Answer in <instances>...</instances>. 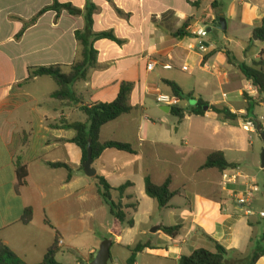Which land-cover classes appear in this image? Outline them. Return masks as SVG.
Masks as SVG:
<instances>
[{
    "label": "crops",
    "instance_id": "obj_1",
    "mask_svg": "<svg viewBox=\"0 0 264 264\" xmlns=\"http://www.w3.org/2000/svg\"><path fill=\"white\" fill-rule=\"evenodd\" d=\"M58 1L84 12L90 0ZM91 2L97 7L94 32H113L121 43L107 39L94 43L97 65L87 80L73 85V102L64 103L53 98L58 90L54 79L28 80V71L60 65L68 73L80 57L75 33L86 27L84 16L49 11L18 40L25 26L54 0H0V240L27 263L38 264L58 235L63 241L60 251L70 246L85 253L77 264H90L106 235L96 236L100 222L104 232L112 233L117 245L128 250L125 264H130L131 251L139 244L150 247L137 253L135 264H179L197 249L214 251L212 240L230 251L234 264H247L264 248V168L254 163L250 174L240 154L254 153L264 142L258 132H245L241 124L246 117L264 116V103L253 104L257 89L223 51L249 66L264 60V42L255 38L256 28L264 23V0H205L199 8L193 5L195 0ZM219 15L227 20L226 31L215 27ZM195 24L208 32L212 28L203 41L205 51L189 33ZM150 63L155 66L152 71ZM166 81L193 95L180 101L185 107H178L186 110L182 122L157 102L159 94L173 95ZM123 83L133 84V110L106 124L100 141L129 144L136 154L109 149L93 167L96 176L106 178L115 189L132 183L123 194L113 192V199L126 207L133 227L121 225L112 215L95 177L84 171L82 150L73 143L76 132L62 128L64 122H86L81 107L115 101ZM199 99L229 108L238 119L228 121L211 110L203 116L191 114ZM162 112L169 128L162 129L155 121ZM177 123L181 127L175 131L184 127L187 137H172ZM215 152H222L236 167L223 172L203 169ZM18 160L28 171L23 186ZM50 164H65L70 171ZM224 173L238 175L237 182L224 187ZM147 177L156 185L171 179V191L180 194L161 208L146 194ZM254 185L259 188L254 200L241 206L237 194ZM29 208L33 218L26 225L22 220ZM172 226L182 227L175 238L162 232ZM30 257L36 260L29 261ZM109 264L119 260L111 254ZM256 264H264V256Z\"/></svg>",
    "mask_w": 264,
    "mask_h": 264
},
{
    "label": "trees",
    "instance_id": "obj_2",
    "mask_svg": "<svg viewBox=\"0 0 264 264\" xmlns=\"http://www.w3.org/2000/svg\"><path fill=\"white\" fill-rule=\"evenodd\" d=\"M109 2L113 0H107ZM205 0H195L193 5L196 8L202 6ZM217 1L213 3V8L217 9ZM97 7L94 3L88 1L86 9L82 12L80 9L74 7L72 4H61L58 0H54V4L50 7H46L40 11L32 21L25 26V28L17 35V39H21L25 31L35 25L39 18L49 11L57 12L58 16L62 14L63 11H67L73 16H84L86 20V27L84 30L77 31L75 33L76 40L80 46V57L79 59L69 67V72H64L63 66H49V67H35L30 68L28 71V80H33L38 77H51L54 79L58 86V90L53 94V98L61 102H73V91L72 87L74 84L80 81H85L88 78L89 71L97 65L98 51L94 47V43L100 40H111L117 43H121L114 35L113 32H100L96 33L93 30L94 25V14L96 13ZM180 34L187 36L184 31ZM255 35L259 41L264 42V23H262L255 30ZM224 54L227 56L230 63L237 66L245 78L252 82L254 87L259 93V97L252 101L254 105H259L264 103V60L259 62H254L252 66L247 63H238L234 58L233 54L224 50ZM166 84L171 88L174 96L178 97L181 101H187L193 98L192 94H185L184 91L174 82L166 81ZM133 92V84L123 83L120 88V92L115 101L111 103H95L91 106L81 107V111L86 116L87 120L85 123H62V128L71 129L76 132V136L73 139V143L78 145L83 153V162L85 163L88 157V146L89 140L93 141V158L94 160H99L103 153L109 149H115L118 151L136 154V151L131 145L108 141L102 143L100 141V133L102 128L121 116L129 114L133 107L130 104V98ZM211 110L212 112L223 116L226 120L235 122L238 117L227 107H217L210 106L209 103L204 102L202 99L198 100L197 106L191 110V114L196 116H203L205 112ZM249 110V109H248ZM171 114L182 122L185 119L186 110L180 107H172ZM257 132L259 134L264 133V127L262 125L257 126ZM52 168H66L70 171L69 167L65 164H50ZM17 174L20 181V186L26 184V179L28 177V171L26 166L22 164L20 160L16 162ZM235 164H230L225 159L222 152H215L211 154L203 169H218L219 171H225L229 168H235ZM71 179V175L69 177ZM95 180L99 188V194L104 200V202L110 207L112 215L121 225H126L128 227L134 226L133 220L127 219V214L125 212V206L122 202H116L113 199V192H119L123 194L128 188L132 187V183H126L120 188H113L106 178L102 176H96ZM171 179H168L162 185H156L153 183L151 178L147 177L145 180L146 194L155 200L161 208H166L169 206L171 200L180 194V192H173L170 189ZM33 218V210L31 208L25 211L22 222L24 224H30ZM46 224L51 226V223L46 220ZM181 226L163 227L162 232L172 238L178 236L181 231ZM57 235L54 245L47 251L42 262L38 264H63L57 259L59 253V239ZM212 240V239H211ZM214 244V251L208 250L206 248H200L194 251L190 256H183L179 264H234L229 260L230 251L223 247L218 242L212 240ZM150 245H137L133 250V255L129 261L130 264H135V259L137 253L142 252ZM264 256V248L256 252L251 260L247 264H256V262ZM0 264H29L23 260L17 253H15L9 246L0 240ZM237 264H244V261H240Z\"/></svg>",
    "mask_w": 264,
    "mask_h": 264
},
{
    "label": "rangeland",
    "instance_id": "obj_3",
    "mask_svg": "<svg viewBox=\"0 0 264 264\" xmlns=\"http://www.w3.org/2000/svg\"><path fill=\"white\" fill-rule=\"evenodd\" d=\"M180 106L181 107H185V103H180ZM161 115H162L161 118L155 119V121L159 125H161L162 129L169 128L170 124L165 123L166 121L163 119V117H166L165 113L162 112ZM179 127H181V124H179V123H177L176 126L173 127V135H172V137H187V134H186V131H185L184 127L181 129L180 132H176L175 131ZM258 135H260V134L258 133ZM165 136L168 137L167 134ZM188 137H190V136L188 135ZM263 148L264 147L259 146V148L255 149L254 153L240 154V157L242 158V161H243V167L245 168V170L249 171L250 174L253 173L254 163L257 164L258 166H262V151H263ZM106 224H107V227L112 226L111 219H108L106 221ZM96 231H97L96 232V236L98 238H100L103 233H106L105 237L103 239H101V243L100 244H102L106 240L114 242L115 245H114V247L111 250L112 259L114 261L116 259H118L119 260V264H125V261H126L127 256H128V250L125 249V248H120L117 245V242H118L117 238L114 237L112 235V233H107L106 231L104 232V230L101 228V223L100 222L96 223ZM131 254L133 255L132 251H131ZM132 255H131V257H132ZM84 256H85V253H82L81 251H77V250L73 249L70 246H66V247H64V250L60 251V253L58 254L57 258L63 264H77V262L80 259H83ZM131 257H130V259H131ZM130 259H129V261H130ZM34 260H36V258H31L30 257V259H29V261H31V262L34 261Z\"/></svg>",
    "mask_w": 264,
    "mask_h": 264
},
{
    "label": "built area",
    "instance_id": "obj_4",
    "mask_svg": "<svg viewBox=\"0 0 264 264\" xmlns=\"http://www.w3.org/2000/svg\"><path fill=\"white\" fill-rule=\"evenodd\" d=\"M189 33L191 36L199 40V45L198 47L200 50L205 51V44L203 41L208 37L209 32L205 27H201L197 24L192 25L189 27ZM154 63H150L148 65V70L152 71L154 69ZM165 69H171L170 66H166ZM186 70V68H183ZM180 99L174 95H165V94H159L157 96V102L161 105L164 106H169V107H178L180 104ZM262 125L264 127V116L260 117L259 119H253V118H244L242 120L241 127L245 132L249 133H255L257 132V126ZM238 179V175L236 174H227L224 173L222 176V183L224 187H228L231 183H236ZM259 191V188L257 186H251L246 188L244 191L241 193L237 194V202L241 206H248L249 204L252 203V201L255 198L256 193ZM248 214H251V212L248 211ZM262 216H264V213H262ZM59 245H63V241H59Z\"/></svg>",
    "mask_w": 264,
    "mask_h": 264
},
{
    "label": "water",
    "instance_id": "obj_5",
    "mask_svg": "<svg viewBox=\"0 0 264 264\" xmlns=\"http://www.w3.org/2000/svg\"><path fill=\"white\" fill-rule=\"evenodd\" d=\"M218 30L220 31H226L227 30V20L223 15H219L216 17V26ZM212 31V28L209 29V32ZM257 39V37H255ZM162 111L169 113L171 111V107L164 106L162 108ZM259 126V124H258ZM263 142H264V133L260 134ZM93 141L89 140V146H88V157L86 162L84 163V171L86 175L90 178H94L97 175L96 169L93 167L94 164V158H93V149H92ZM262 168H264V149L262 151ZM111 246L112 242L109 240H106L102 243L100 246L99 252L96 256V258L90 263V264H109L111 260Z\"/></svg>",
    "mask_w": 264,
    "mask_h": 264
}]
</instances>
